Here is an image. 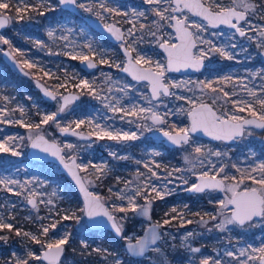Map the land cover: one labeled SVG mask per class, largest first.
I'll return each instance as SVG.
<instances>
[{"label":"rangeland","instance_id":"1","mask_svg":"<svg viewBox=\"0 0 264 264\" xmlns=\"http://www.w3.org/2000/svg\"><path fill=\"white\" fill-rule=\"evenodd\" d=\"M9 2L10 8L8 10L0 9V13L10 16L11 21L7 29L0 35H3L15 48L20 50L21 54L19 56L22 62L24 59H28L29 62L36 65L32 68L35 71V76L40 78L43 83H46L48 88L55 93L75 92L80 97L58 118L61 126L75 128L73 121L85 119V124L79 129H83L90 134L97 131L94 124L88 123V119H93L111 125L115 130L136 132L138 135V139L134 141L116 142L107 138L98 140L93 134L91 140L80 142L57 137L54 132V130H58L55 124H50L53 130H47L49 125L42 126L41 131H44L48 137L58 142L66 157L75 156L78 163L89 165L87 172H81L86 181H92V184L88 185V187L92 192L104 197L109 204L115 200L114 193H120L122 189L132 191L137 187L138 169L140 172L150 175V173H147V169L143 167V163L154 162L161 165L159 169H156L161 175V180H153L157 185L165 182L167 173L173 171L174 168L185 169L195 166L196 171H199L202 166L196 157L194 146L220 151L223 154L221 157L209 156L205 160V165H208L209 160L217 167L226 165L227 172L237 176L238 173H235V169L232 168L233 164L244 169L264 162V138L262 137V132L252 128L245 129L243 136L237 139L234 144L210 142L191 135L189 145L170 148L164 145L162 140L151 136L153 132L158 130L147 131L144 127H137V124L151 125V120L140 119L139 116H125L121 120L122 113L114 114L105 107V104L114 103L115 99L119 98L120 104L126 108H131L133 104L147 107L148 99L145 97L150 98L146 82L137 83L115 67L116 64H120L122 67L125 61V57L120 51L121 44L108 41L84 20L72 17L71 14L61 8L57 0H27V3L34 5L35 8L27 9L20 14L16 12L17 0H9ZM79 2L93 10L85 12L79 8L84 15L99 19L104 25L114 23L119 26L125 34V40L128 39L127 30L132 26L128 23L129 20L136 24L137 29H139L140 23H144L146 30L143 33L137 32L138 42L136 47L138 51L150 58L153 67L157 61L165 63L166 66L164 54L148 34L149 31L156 30L152 25V21L158 20V18L151 11H147L146 19L134 14L150 8L143 0H103L108 7L118 9L122 13L121 15L103 12L99 7L100 0H79ZM206 2L212 5L213 8H215L216 3L224 6L232 5V0H206ZM257 2L264 3V0H257ZM12 10L13 12H11ZM39 12H44V15H39ZM96 12H100L104 19L97 16ZM20 16L24 18L20 19ZM250 18L253 20L254 26L264 27V19L260 18L259 12L255 17ZM190 19L199 20L196 17H190ZM49 31L54 32L52 38L47 35ZM171 31L167 27L163 29V32ZM213 33H221V35H212ZM232 34L233 31L225 27L219 30L208 28V31L202 35L218 47L227 45V50L235 58L232 60L224 59L218 52H213L204 58L205 68L200 73L179 75L165 71L166 83L171 81L182 85L180 88H173L172 91L181 96L203 100V102L212 104L211 95H203L196 88L194 82L212 80L214 86L219 88L225 87V85L218 83L217 78L231 76L233 79L227 83L226 90L238 94L231 97V99H252L248 96L247 91L240 87L241 80L248 87L254 88L259 95L260 85L264 81L250 75L251 73L264 70V47H257L260 42L259 33L249 31L247 35L253 37L252 40L240 37L237 34L234 38L229 39ZM141 35L143 36L142 42L140 41ZM63 37H67V40ZM232 43H235L237 47L231 48L230 45ZM87 44L93 45L96 56L93 57L92 52L85 46ZM3 46V44H0V54ZM200 47L207 49L208 45L198 44L197 50ZM241 49L245 50L242 51ZM70 54L88 55L98 66L95 70L87 72L80 67V60H72ZM135 54L133 53V55ZM101 56L109 59L113 66L100 64L99 59ZM2 69L0 67V74ZM45 72H49L50 75H45ZM108 76L111 77L110 80L107 79ZM79 79H87L93 82V86L101 94V100L92 98L87 92L81 95L80 89L73 88L72 84L78 83ZM58 84H66L67 87L58 88ZM28 86L32 91L35 90L32 84ZM126 86V90H121L125 89ZM188 89L192 90L189 91ZM218 95L222 97V93H218ZM105 96L109 97V100H104ZM3 97H8V100L0 99V107L16 108L17 105L23 106L28 113L27 119L33 122H38L41 118L36 114L37 110L41 113H52L58 110L56 102H45L40 94L37 93L17 91L14 87L7 85V82L0 76V98ZM152 104L158 105L156 108L157 112L166 120L164 125L156 126V128L175 132V128L189 126L187 109L190 105L185 100H177L174 96L171 98L162 97L159 101H152ZM213 106L218 111L231 110L232 108L231 103L225 106L223 98ZM256 107L259 110V105H256ZM240 115L245 116V118L250 116L247 112ZM19 116L20 113L17 110L14 117L19 118ZM107 117H112V119H102ZM7 136L24 137V139L17 141L18 150L21 152L20 156L13 157L10 153H0V178L12 177L21 183L25 180L31 181V183L25 187L22 195H13L4 191L2 186H0V216L7 218L11 214L14 219L10 222L14 226L17 223L18 226L16 228L33 234L38 233L41 223L47 225L59 221L57 229L51 231L50 235H59L64 231H68L71 233V239L68 244H77L79 248L86 249L88 254H91L90 257L83 256L80 260L63 256L62 264H111L110 256L105 260V253L92 251L93 248L97 247L107 249L109 253L117 254L122 264H199L200 258L209 256L213 259H221L227 264V262L231 261V258L224 255L225 250L232 251L238 256L237 250L239 248H246L248 245L259 247L261 243H264V222L259 220H256L252 226L243 228L229 226L230 230L225 232H220L213 227L215 223L219 222V219L215 222L209 221L206 226H202L200 217L205 212L214 214L217 210L216 204L209 203V201L222 199L224 193L213 191L189 194L182 187H177L176 183H173L168 185L169 188L175 189L171 195L165 196L164 199H153L155 196L153 193L149 197L153 201L150 207V220L129 212L127 219L123 221L124 235L131 237L132 242L135 241V238L142 235L148 225L162 221L166 212L170 216L176 215L178 217L172 221L171 226L162 228L161 233L164 235L158 244L153 247L159 248V252H153L150 249L144 257L133 259L126 251L125 244L127 242L125 240L118 239L107 231L92 232L90 230L85 221V216L80 212L83 207L81 197L58 165L52 162L31 160L27 157L29 141L26 128H21L16 124L0 123V139ZM66 143H72L74 147L67 149L64 147ZM113 151L119 157L124 158H113L109 154ZM153 153H158V155ZM186 156H189L192 160L191 164L185 161ZM137 161H141V163L138 164ZM89 162L106 167L107 171L100 180L96 179L97 176H100V173L93 169ZM177 175H187L194 179L187 171ZM41 184L43 186H40ZM110 188L112 189L111 192L109 191ZM32 191L43 193V195L30 196ZM29 198L36 201L37 207L35 209L27 203ZM49 199L52 200L51 204L40 202L41 200L47 201ZM116 202L119 203V201ZM137 202L139 205L145 204L143 198L138 197ZM173 207L177 209L176 213L171 212ZM65 212H74L80 217V222L75 219L63 220L62 216ZM196 213L200 215H195ZM117 216H124V214L117 213ZM181 216L185 220L193 221V223L180 227L179 217ZM38 217H45L46 219L40 221ZM204 219L208 220L209 218L204 216ZM188 232H193L194 235L186 237ZM0 234L9 235L6 231ZM82 241L85 243L82 244ZM26 246L36 251L37 254L41 251L40 245L33 244L27 238L15 237V239H9L6 243L0 242V264L3 261L10 260L12 253L24 256ZM189 247H199L201 251L192 253L188 250ZM33 264H36V262H33ZM41 264L46 263L41 262Z\"/></svg>","mask_w":264,"mask_h":264},{"label":"snow or ice","instance_id":"2","mask_svg":"<svg viewBox=\"0 0 264 264\" xmlns=\"http://www.w3.org/2000/svg\"><path fill=\"white\" fill-rule=\"evenodd\" d=\"M146 5H149L148 10H142L135 12L138 17L147 18V11L158 18L153 20L152 25L156 29L155 31H149V36L157 43V46L163 51L165 63L157 61L152 66L150 58H147L145 54L139 52L136 45L138 42L137 32L143 33L146 30L144 23L139 24V29L136 28V24L129 20L128 23L132 26L127 30L128 39L125 40V34L119 27H115L112 24H106L105 28L108 33L117 41L122 42L121 47L124 50L125 61L123 66L116 64L120 71L126 73L131 79L137 83L146 82V86L150 93L148 99V106L143 107L137 104H133L131 108H126L120 104L119 98H116L114 103L109 102L105 104L111 112L122 113L121 120L125 116L138 117L144 120H151V125H140L137 127H144L147 131L158 130L162 133L163 137L167 139L171 144L176 146L189 145L190 137L192 134L202 132L205 136L210 137L216 141H231L237 137H240L245 132V126L252 125L257 128L264 129V83L260 85V94L254 88L248 87L243 81H240V87L247 91L251 100H244L243 98L231 99V97L238 95L235 92H229L226 90L228 82L232 81L231 76L218 77V83H223L225 87H216L212 80H200L194 82L196 88L203 95H211L212 104L203 102V100L193 99L186 96H181L176 92H173V88L182 87L181 84L175 82H165V71H179L181 68H191L199 71L204 58L210 53L218 52L224 59L232 60L234 55L227 50V45L224 47H218L209 39H206L202 34L208 31V28H217L221 25H226L231 29H234L232 39L238 34L240 37L252 40L253 37L247 35L249 31L258 32L260 36V42L257 47H264V27L254 26L253 20L250 17H255L259 12L260 18L264 19V3L257 2V0H232L231 6H224L216 3L215 8L212 5L207 4L206 0H143ZM61 5H68L75 8L83 9L85 12L93 11L92 8L86 7L79 0H59ZM16 12L20 14L27 9L35 8L34 5H29L27 0H17ZM100 9L103 12L115 13L121 15L118 9L108 7L103 0H100ZM10 8L9 0H0V9L8 10ZM243 9V10H239ZM101 16L100 12L95 13ZM39 15H44V12H39ZM190 17H198L199 20H191ZM20 16V19H23ZM11 21L10 16H4L0 13V28H4ZM159 21V22H158ZM202 21V22H201ZM167 27L171 29V32H163V29ZM194 29V30H193ZM47 35L52 38L54 36L53 31H49ZM212 35H221V33H213ZM67 40V37H63ZM140 41H143V36H140ZM40 43V42H37ZM0 44L7 45L11 51H5L3 54L10 59H15L16 55H20L19 49L15 48L10 41L3 35H0ZM198 44L208 45L205 49L200 47L197 50ZM89 51L92 52L93 57L96 56V52L92 44L85 45ZM231 48H236L237 45L232 43ZM244 51L245 49H241ZM133 53H136L133 55ZM72 60H80L82 63H86L87 68L92 69L97 65L91 62V58L85 54H70ZM100 64L113 66L109 59L101 56L99 59ZM36 65L29 62L28 59H24L20 67L33 68ZM45 75H50L49 72H45ZM254 78H259L264 81V70L251 73ZM107 79H111L110 76ZM69 82H71L69 80ZM58 88H66V84H58ZM75 89L81 90V95L87 92L92 98L101 100V94L97 91V88L93 86V82L87 79H79L78 83L72 84ZM125 89L121 90H126ZM191 91L192 89H188ZM207 90V91H206ZM222 93V97L218 95ZM44 96L55 101L58 105V110L52 113H41L37 110V115L41 118L38 122H33L29 119L28 113L23 106L17 105L16 108L0 107V123L3 124H16L21 128L28 130V141L31 148L38 149L40 152L46 153L49 156L57 159L59 163L67 170L68 174L75 181L79 187L80 193L83 195V207L80 212L89 220H95L102 217L109 224L114 235L121 240H125L126 251L132 256L145 255L146 249L149 244L155 245L158 240L162 238L163 233H158L157 229H161L164 226H171L172 221L178 217L165 213V218L162 221H158L152 224L150 229V240L146 237L135 238V243H132L131 237L124 235V223L127 219L129 212L151 219L149 215L152 199L149 197L154 193L153 199H164L165 196L171 195L175 189H171L168 185L176 183L177 187H182L184 191L189 193H206L219 191L224 193L222 199L218 201L210 200L209 203H215L217 206L216 212H205L200 217V223L202 226H206L209 221L215 222L219 219L218 223H215L213 227L220 232L229 231V226H252L256 220L264 222V162L250 166L249 168H240L238 165L233 164L232 168L235 169L236 174H229L226 170V165L216 166L210 160L208 165H205V160L209 156L221 157L223 154L220 151H212L211 149H204L201 146H194V152L199 159V163L202 166L199 171H196L195 166L191 168L181 169L179 167L174 168L173 171L167 173L165 182L157 185L153 182L161 180V175L156 169H159L161 165L159 163L149 162L143 163V167L147 169V175L137 170V187L132 191H126L122 189L120 193H114L115 200L108 203V201L99 194H95L89 191L88 186L92 184L91 180L85 181L77 170L81 172H87L89 165L85 163H77L74 157H66L62 153V148L55 140H49L42 134V126L55 124L58 131L62 134H71L73 136L80 135L75 129H70V126H61L57 117L59 114L66 112L70 105L77 101L80 97L76 95H63L62 93H55L45 90ZM175 97L177 100H185L190 107L187 109V117L189 120V126L175 128V134L164 130L163 128H156V126L164 125L166 123L165 118L159 114L156 110L158 105H153L152 101L161 100L162 97L171 98ZM223 98L225 106L231 103V110L218 111L213 105L217 101ZM0 99L8 100V97ZM104 100H109V97L105 96ZM256 105H259L257 110ZM19 111V118H15L14 114ZM247 112L252 118L248 119L241 113ZM167 115V113H165ZM12 117V118H10ZM112 119V117L102 118ZM75 128L79 129L85 124V119H76L73 121ZM131 122V121H129ZM71 123V122H70ZM88 123L94 124L97 129L96 132L90 133L95 135L98 140L107 138L110 141L127 142L138 139L136 132H128L123 130H115L113 126L100 121L88 119ZM175 127V126H174ZM50 135V134H49ZM84 139L83 136L80 137ZM24 137L7 136L0 139V153H10L13 157H18L21 152L18 150V140H23ZM67 149H72L74 145L72 143H66L64 145ZM113 158L123 159L119 157L116 152L109 153ZM158 155V153H153ZM68 161H71L70 163ZM185 161L189 164L192 160L189 156L185 157ZM91 167L100 173L96 179L100 180L101 177L107 171L106 167H102L94 162H89ZM141 163V161H137ZM154 163V167H153ZM189 172L194 179H191L187 175H177L182 172ZM31 181L25 180L23 183L12 178L3 177L0 178V186L4 191L10 192L13 195H22L25 187L29 185ZM40 186H43L42 184ZM19 189V191H17ZM111 192L112 189L110 188ZM43 195V193H36L32 191L30 196ZM143 198L145 200L144 205H139L137 198ZM116 201H119L117 203ZM126 201V203H125ZM41 203L51 204L52 200H41ZM27 203L34 209L37 207V203L34 199H27ZM172 213H176L177 209L173 207ZM117 213H123L124 216H117ZM195 215H200L196 213ZM204 216L209 219L205 220ZM14 217L9 214L7 218L0 216V233H14L16 237L27 238L33 244L40 245L41 251L37 254L36 251L26 246L24 256H20L16 253L11 254V259L3 261L2 264H62V256L65 252V246L70 242L71 233L64 231L59 235H50L51 231L57 229L59 221L52 222L44 225L41 223L38 233L33 234L23 229L16 228L10 221ZM40 221L46 219L45 217H38ZM63 220L75 219L80 222V217L74 212L65 214L62 216ZM180 219V227H184L185 224H191L193 221L185 220L182 216ZM211 230V229H209ZM193 232L186 233V237L193 236ZM10 236L7 234H0V242H7ZM82 244L85 242L82 241ZM183 243V239H182ZM192 253H199L201 249L199 247H189L188 249ZM93 252L105 253L104 259L107 260L111 257V264H122V261L118 258L117 254L109 253L107 249L93 248ZM151 251L159 252V248H152ZM238 256L236 253L225 250L224 255L231 258L227 264H264V243H261L259 247L248 245L246 248H239ZM243 258V259H241ZM199 264H226L221 259H213L212 257H202L199 260Z\"/></svg>","mask_w":264,"mask_h":264},{"label":"water","instance_id":"3","mask_svg":"<svg viewBox=\"0 0 264 264\" xmlns=\"http://www.w3.org/2000/svg\"><path fill=\"white\" fill-rule=\"evenodd\" d=\"M57 1L59 2V0H57ZM60 6H61L63 9H66V10H68V11L74 12V13H76V14H80L79 11H78V9L75 8V7L68 6V5H61V4H60ZM4 16H6V15H4ZM83 18H84V20L89 24V26H90L92 29L96 30L98 33L103 34V35H104L108 40H110L111 42H113V43H117V44H118V43H121V42H117V41L111 36V34L108 33V32L106 31L105 25H103L102 22H101L99 19L92 18V17H90V16H84ZM196 18H198V17H196ZM110 24L114 25L115 27H119V26H117L116 24H113V23H110ZM8 26H9V24L6 25L4 28H0V33L3 32ZM119 28H120V27H119ZM120 29H121V28H120ZM121 31H122V29H121ZM158 48H159V47H158ZM159 49H160V48H159ZM160 50H161V49H160ZM5 51H9V50L6 49V50H4V52H5ZM121 51H122V53H123V55H124V50H123L122 47H121ZM161 52L163 53L162 50H161ZM163 54H164V53H163ZM4 58H5V60L7 61V63H8L11 67H13L15 70H17L20 74H23V75H25L26 77H30V76H31V74H30L25 68L20 67L21 64L17 61L16 58L13 60V59H10L9 57L5 56V55H4ZM91 62H93V63L96 64V62H95L92 58H91ZM86 63H87V62H85V63L80 62V66H81L83 69H85L87 72H91V71H93V70H95V69L97 68V66H96L95 68L89 69V68H87ZM96 65H97V64H96ZM204 67H205V63H204V60H203L202 66H201V68H200L199 71L193 70V69H191V68H187V69H185V68H181L179 71H170V72H173V73H176V74H179V75H184V74H197V73H200L201 71H203ZM168 72H169V71H168ZM125 74H126V73H125ZM126 75H127V74H126ZM129 77H130V76H129ZM130 78H131V77H130ZM34 83H35V87H36V89H38V90L40 91L42 98H43L44 100L48 101V102H53L51 99H49V98H47V97L44 96V91H45V90H48V91H52V90L49 89V88H48V87H47L42 81H40L39 79H34ZM52 92H54V91H52ZM63 95H76V96H79V95H78L77 93H75V92H67V93H65V94H63ZM205 103H207V102H205ZM208 104H210V103H208ZM59 115H60V114H59ZM251 118H252V117H248V119H251ZM188 121H189V120H188ZM246 128H253V129L257 130V131H262V130H263V129H261V128H257V127L252 126V125L245 126V129H246ZM70 129H73V128H70ZM75 131H76L77 133L80 134V135L75 136V137H78L80 140H87V139H89V137H90V136H88L87 134H85V133H83V132H80V131H78V130H75ZM58 134L61 135V136H63V137H70V136H73V135H71V134H65V135H62L59 131H58ZM172 134H175V132H172ZM192 135H194V136H198V137H200V138H202V139H205V140H207V141H210V142H223V143H225V144H234V143L236 142V139H238V138H240V137L243 136V135H242V136H240V137H237V138H235L234 140H231V141H216V140L211 139V138L208 137V136H205L202 132H197V133H194V134H192ZM81 136H83L84 139H81V138H80ZM152 137L155 138V139H158V140H162L163 143H164L166 146L170 147V148H177V147H180V146L173 145V144H171L169 141H167V139H166L165 137H163V135H162V133H161L160 131H155V132H153V133H152ZM45 138L48 139L46 136H45ZM263 138H264V135H263ZM49 140H50V139H49ZM56 143H57V142H56ZM57 144H58V143H57ZM58 145H59V144H58ZM62 153H63V151H62ZM27 156H28L29 159L40 160V161H49V162H53V163L59 165V167L62 169V171L64 172V174H66V175L72 180V182H73V184H74V187L76 188V190H77V192L79 193V195H80V197H81V200H82V202H83V195H82V193H80V191H79V187L76 185L75 181H74V180L71 178V176L68 174L67 170L63 168V166L59 163V161H58L57 159H55V158L49 156V155L46 154V153L40 152L38 149H33V148H31L30 144H29V150H28ZM75 159H76V158H75ZM68 162L70 163L71 161H68ZM76 162H77V161H76ZM77 173H78V175H80V176L82 177V175H81V173H80L79 170H77ZM82 178H83V177H82ZM88 189H89V188H88ZM89 191H90V190H89ZM218 192H219V191H218ZM149 214H150V211H149ZM85 221H86L88 227H89L91 230H93V231H98V230H101V229H105V230H109V231H111V232L114 234V232L111 230L109 224H108V223L104 220V218H102V217L96 218L95 220H92V221H89V220L85 217ZM152 224H155V223H152ZM152 224L148 225V226L144 229V231H143V233H142V235H141L140 237H146L147 239L150 240V238H151V233H150V231H148V230L150 229V227H151ZM157 232H158V233H161V232H162V228H161V229H157ZM159 241H160V240H158L157 243H156L155 245H151V244H149L148 248L146 249L145 255L149 252L150 249H152L154 246H156V245L158 244ZM132 243H135V241H132ZM125 248H126V244H125ZM128 255H129L130 257H132V258H135V259H137V258H142V257L145 256V255H143V256H132V255H130L129 253H128Z\"/></svg>","mask_w":264,"mask_h":264},{"label":"flooded vegetation","instance_id":"4","mask_svg":"<svg viewBox=\"0 0 264 264\" xmlns=\"http://www.w3.org/2000/svg\"><path fill=\"white\" fill-rule=\"evenodd\" d=\"M60 4V3H59ZM62 8V7H61ZM63 9V8H62ZM78 9V11H79V13L80 14H76V13H74V12H71V11H68V10H66V9H64L68 14H71L72 15V17H75L76 19H81V20H84V16H87V15H84L80 10H79V8H77ZM239 10H241V9H239ZM200 19V18H199ZM85 21V20H84ZM86 22V21H85ZM10 24V23H9ZM88 24V23H87ZM103 24V23H102ZM110 24V23H109ZM114 24V23H113ZM89 25V24H88ZM104 25V24H103ZM222 27H225V28H227V29H229V30H231V31H233L234 32V29H231V28H229L228 26H226V25H221V26H219V27H217V28H215L214 30H219L220 28H222ZM210 28V27H209ZM7 29V28H6ZM5 29V30H6ZM211 29H213V28H211ZM4 30V31H5ZM2 33V32H1ZM0 33V34H1ZM101 34V33H100ZM248 34V33H247ZM104 38H106L103 34H101ZM238 35V34H237ZM239 36V35H238ZM107 39V38H106ZM108 40V39H107ZM108 41H110V40H108ZM111 42V41H110ZM113 43V42H112ZM122 43V42H121ZM121 43H118V44H121ZM117 44V43H116ZM6 49H8L9 51H11L9 48H8V46L7 45H4L3 47H2V49H1V54H0V67L1 68H3L2 70H1V74H0V76H1V78L5 81V82H7V85H9V86H12V87H14L17 91H21L22 93H23V91H27L26 90V88H25V86L27 85H33V87L35 88V90L34 91H32L31 90V92H29V91H27V92H29V93H36L35 91H37L38 92V94H40V96H41V93H40V91L38 90V89H36V87H35V83H34V79H39L40 80V78H38V77H36L35 76V72H34V70H32V68H26V67H24L30 74H31V76L30 77H26L25 75H23V74H20L17 70H15L13 67H11L8 63H7V61L5 60V58H4V50H6ZM120 51H121V45H120ZM121 53H122V51H121ZM123 54V53H122ZM15 58L17 59V61L20 63V64H22V59H21V57L19 56V55H16L15 56ZM81 62V61H80ZM80 62H79V65H80ZM205 63V62H204ZM98 66V65H97ZM81 67V66H80ZM82 68V67H81ZM205 68V67H204ZM83 69V68H82ZM85 70V69H84ZM204 70V69H203ZM122 72V71H121ZM202 72V71H201ZM125 74V73H124ZM126 75V74H125ZM128 76V75H127ZM129 77V76H128ZM130 78V77H129ZM131 79V78H130ZM132 80V79H131ZM41 81V80H40ZM45 85H46V83H44ZM47 86V85H46ZM29 87V86H28ZM48 87V86H47ZM50 89V88H49ZM42 97V96H41ZM43 99V98H42ZM44 100V99H43ZM79 100V99H78ZM77 100V101H78ZM45 102H48V101H46V100H44ZM53 102H55V101H53ZM53 102H48V103H53ZM76 102V101H75ZM104 108V107H103ZM62 115V113L57 117V119L60 117ZM248 117H251V116H248ZM248 117H246V118H248ZM128 126V125H127ZM70 128H73V129H75V130H78V131H80V132H83V133H85V134H87L88 136H90L89 137V139H87V140H80L78 137H75V136H70V137H63V136H61V135H59L58 134V130H54V132H55V135L57 136V137H59V138H61V139H66V140H77V141H80V142H85V141H89V140H91L92 139V135H90L89 133H87V132H85L83 129H76V128H74V127H70ZM49 129H51V127H50V125H49V127H48V129L47 130H49ZM247 129V128H246ZM253 129V128H252ZM46 130V129H45ZM51 130H53V129H51ZM258 132H262L261 134H262V137H263V135H264V129L262 130V131H258ZM42 134H44L48 139H50V140H53V138H50V137H48L45 133H44V131H42ZM151 136H152V134H151ZM241 138V137H240ZM239 139V138H238ZM236 141H237V139H236ZM55 142H57L56 140H55ZM58 143V142H57ZM30 144V143H29ZM165 145V144H164ZM168 147V146H167ZM62 148V147H61ZM62 151H63V149H62ZM63 154H64V151H63ZM28 157V156H27ZM72 157H74V158H76L75 156H72ZM31 160H34V159H31ZM37 161H40V160H37ZM76 161H77V159H76ZM43 162H49V161H43ZM53 163V162H52ZM78 163V162H77ZM55 164V163H54ZM57 165V164H56ZM59 166V165H58ZM60 168V167H59ZM61 169V168H60ZM62 170V169H61ZM63 172V171H62ZM64 173V172H63ZM80 173H81V171H80ZM66 175V174H65ZM81 175H82V173H81ZM67 176V175H66ZM68 177V176H67ZM82 177H83V175H82ZM84 178V177H83ZM68 179L72 182V180L68 177ZM84 180H85V178H84ZM86 181V180H85ZM72 184H73V182H72ZM74 185V184H73ZM88 186V185H87ZM89 188V187H88ZM76 189V188H75ZM89 190L90 191H92L90 188H89ZM77 191V190H76ZM216 192H218V191H216ZM78 193V192H77ZM187 193H189V192H187ZM79 194V193H78ZM96 194V193H95ZM189 194H191V193H189ZM193 194H196V193H193ZM80 196V195H79ZM16 226H18V224L16 223L15 224V227ZM91 230V229H90ZM101 230H103V231H107V232H110L114 237H116L111 231H109V230H105V229H101ZM6 231V230H5ZM92 232H95V231H93V230H91ZM99 231V230H98ZM9 234V236H10V233H8ZM15 234H13L12 236V238H10L11 240H13V239H15V237L16 236H14ZM117 238V237H116ZM68 245V244H67ZM67 245L65 246V252H64V254H63V256H65V253H66V247H67ZM62 256V257H63ZM132 258V257H131ZM133 259H135V258H133ZM46 263V262H45Z\"/></svg>","mask_w":264,"mask_h":264},{"label":"trees","instance_id":"5","mask_svg":"<svg viewBox=\"0 0 264 264\" xmlns=\"http://www.w3.org/2000/svg\"><path fill=\"white\" fill-rule=\"evenodd\" d=\"M13 12V10L11 11ZM34 70V69H32ZM35 72V71H34ZM48 82H52V81H48ZM26 90L31 92V89L30 87H28L27 85L25 86ZM37 94L38 92L35 91ZM14 233H10V238H12ZM15 236V235H14ZM90 249V248H89ZM65 256L68 257V258H74L76 260H80L83 256H86V257H90L91 254H88V251L86 249H83V248H79L76 245H67L66 247V253H65Z\"/></svg>","mask_w":264,"mask_h":264}]
</instances>
